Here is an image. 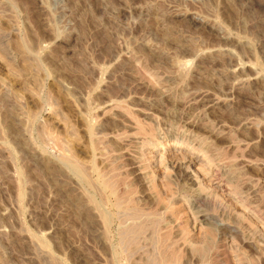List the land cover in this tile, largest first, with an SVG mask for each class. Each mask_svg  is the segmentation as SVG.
Listing matches in <instances>:
<instances>
[{
  "label": "rangeland",
  "instance_id": "1",
  "mask_svg": "<svg viewBox=\"0 0 264 264\" xmlns=\"http://www.w3.org/2000/svg\"><path fill=\"white\" fill-rule=\"evenodd\" d=\"M0 264H264V0H0Z\"/></svg>",
  "mask_w": 264,
  "mask_h": 264
},
{
  "label": "bare ground",
  "instance_id": "2",
  "mask_svg": "<svg viewBox=\"0 0 264 264\" xmlns=\"http://www.w3.org/2000/svg\"><path fill=\"white\" fill-rule=\"evenodd\" d=\"M19 50V49H18ZM168 159V158H167Z\"/></svg>",
  "mask_w": 264,
  "mask_h": 264
}]
</instances>
